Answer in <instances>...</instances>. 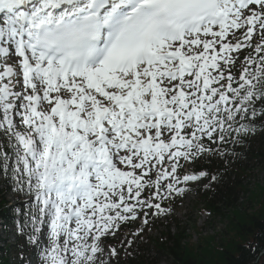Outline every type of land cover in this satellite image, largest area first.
Listing matches in <instances>:
<instances>
[{"label":"snow or ice","instance_id":"obj_1","mask_svg":"<svg viewBox=\"0 0 264 264\" xmlns=\"http://www.w3.org/2000/svg\"><path fill=\"white\" fill-rule=\"evenodd\" d=\"M258 129L264 0H0L18 264H119L123 225L166 214Z\"/></svg>","mask_w":264,"mask_h":264},{"label":"trees","instance_id":"obj_2","mask_svg":"<svg viewBox=\"0 0 264 264\" xmlns=\"http://www.w3.org/2000/svg\"><path fill=\"white\" fill-rule=\"evenodd\" d=\"M252 136V140H242L236 147H229L227 144L222 149L224 156L210 157L203 162L201 168L209 176H218V180L212 182L213 191L199 190L200 200L205 208L216 217H224L222 210L235 211L226 217H230L231 225L227 241L211 251L208 249L209 243L205 241L194 249L187 245L188 236H184L182 231L171 234L169 225L166 233H161V238L154 242L158 256L153 264H157L162 258L171 260V264H264V198L261 196L260 207L255 213L248 215L239 211L242 196H246L247 191L241 194L243 188L236 182L238 173L247 171L252 164L264 170V129H258ZM170 203L169 209L174 211V200ZM172 221L177 223L175 218ZM147 241L153 243L151 240ZM142 243L141 240L136 243L139 251ZM136 248L126 249L119 262L142 264L143 258Z\"/></svg>","mask_w":264,"mask_h":264},{"label":"rangeland","instance_id":"obj_3","mask_svg":"<svg viewBox=\"0 0 264 264\" xmlns=\"http://www.w3.org/2000/svg\"><path fill=\"white\" fill-rule=\"evenodd\" d=\"M188 172L192 171L190 170ZM211 182L212 181H210L207 174L205 178L199 180L198 182H192V185L195 188H199L202 186L201 188L203 190L209 192L213 191V188L209 184ZM236 182H239L241 184V187L243 188V190L240 192L241 194H244L245 190L247 191V194H245L246 196H242L243 201L241 200L242 203L240 202L241 207L238 206L240 209L239 211H242L248 215L255 213L260 207L259 203L261 201V196L262 198H264V195H262V192L264 191V170L252 164L248 166L247 171H241L238 173ZM230 211L231 209L229 211L226 210L225 212L222 210L224 217H216L205 208V204L202 202V200H199L198 195L185 194L182 198L178 196V205L176 206V210L174 209L171 214L169 212V208H167V212L166 214L161 216L162 219L160 220V222H155V224L147 226V224H144L142 218L137 219L136 221L132 222L131 225L136 230L134 231V233L138 232L139 234L133 235L134 233L131 232H125L124 234H121L119 231L114 243H117L120 240H126V246L135 249V243H137L138 240L143 241L140 246L141 251L136 248L143 258L142 264H153L158 256L156 252L157 248H155L154 242L156 241V239L161 238V233H166V228L170 225L171 234H176L179 231H182L184 233V236H188L189 240L187 245L195 249L196 247H199L200 244L208 242V249L211 251L218 248L229 238V232L231 230V225L229 222L230 217H226H228V214H232L235 212ZM5 214L8 228L9 230H12V213L10 211H6ZM173 218L177 219L176 224L174 221H172ZM141 228H143V231H140ZM3 229L4 228H0L1 237H5V235L2 233V231H4ZM13 237L14 236L11 235L9 236L10 241H8L7 244L8 249H12L15 246L16 242L14 243L15 240L12 239ZM147 240H151L153 241V243L151 244ZM1 247L2 243H0V248ZM18 251L21 252V249H19ZM14 253L15 251L12 254L6 256L3 252V255L5 256L0 259V264H7V262L9 264H12L15 257ZM171 263V260L162 258L159 259L157 264ZM13 264H16V262H14ZM119 264L121 263L119 262Z\"/></svg>","mask_w":264,"mask_h":264},{"label":"bare ground","instance_id":"obj_4","mask_svg":"<svg viewBox=\"0 0 264 264\" xmlns=\"http://www.w3.org/2000/svg\"><path fill=\"white\" fill-rule=\"evenodd\" d=\"M6 222V221H5ZM1 225V224H0ZM1 228V227H0ZM4 230V229H3ZM12 236V235H11ZM20 237V236H19ZM21 238V237H20ZM13 239V238H12ZM9 246V245H8ZM12 248V247H11ZM5 254V253H4Z\"/></svg>","mask_w":264,"mask_h":264}]
</instances>
